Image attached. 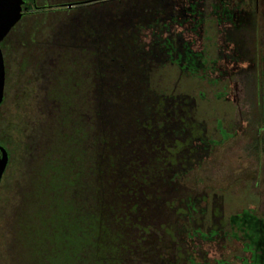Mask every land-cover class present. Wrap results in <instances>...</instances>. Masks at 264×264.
I'll list each match as a JSON object with an SVG mask.
<instances>
[{"label":"trees","instance_id":"16d2710c","mask_svg":"<svg viewBox=\"0 0 264 264\" xmlns=\"http://www.w3.org/2000/svg\"><path fill=\"white\" fill-rule=\"evenodd\" d=\"M32 2L23 17L59 12L54 30L69 38L30 36L18 45L11 104L1 46L0 144L9 161L0 264H213L206 245L241 238L242 264L246 252L250 263L259 254L264 262L258 216L212 217L185 182L213 138L182 84L206 65L204 55L173 23L169 0L47 11ZM168 70L177 74L173 86Z\"/></svg>","mask_w":264,"mask_h":264},{"label":"rangeland","instance_id":"374dc122","mask_svg":"<svg viewBox=\"0 0 264 264\" xmlns=\"http://www.w3.org/2000/svg\"><path fill=\"white\" fill-rule=\"evenodd\" d=\"M75 1L82 0H38V4ZM170 1L173 3L174 0ZM241 10L245 11L246 20L254 17L246 12V8ZM60 15L59 12H47L25 16L1 41L9 75L7 103L11 104L17 98L18 45L27 42L30 36L66 42L68 35L54 30L57 26L53 21ZM210 16L202 25L193 20L187 26H178L181 30H188L194 51L204 55L206 65L193 78L184 77L181 82L191 86L190 93L198 102L197 113L213 138V146L206 158L188 172L185 182L202 195L201 204L210 216L213 217L218 210L226 218L249 210L264 224V42L259 45L250 42L256 33L253 28H245L240 31L248 35L247 44L226 45L215 35L217 23L211 20L214 15ZM215 18H218L217 14ZM166 73L173 86L177 74L171 70ZM219 121L224 128L222 132L218 128ZM245 241L246 238L222 239L206 245L211 262L217 264V260H224L227 264H242L239 255ZM244 256L252 261L250 252ZM250 262L243 264H264L260 254Z\"/></svg>","mask_w":264,"mask_h":264},{"label":"flooded vegetation","instance_id":"af4514ba","mask_svg":"<svg viewBox=\"0 0 264 264\" xmlns=\"http://www.w3.org/2000/svg\"><path fill=\"white\" fill-rule=\"evenodd\" d=\"M99 1L103 0H82L81 2L75 1L66 4L45 3L40 5L38 4V0H33L32 7L35 11H47L56 8H72L79 5L87 6ZM44 2H46V0H44ZM258 2L259 0H174L173 3L170 1V4L167 6L171 9V19H174L173 23L177 26L181 25V22H183V25H181L182 27L185 25L187 26V24L193 20L195 24L202 25L208 21V18H211L210 15L213 14L214 16L211 20L217 23L215 35L221 39L224 44L245 45L247 41H249V38L246 33L244 34L240 30L250 28V26H252L251 24H255V29L260 27L256 15L259 9L257 7ZM23 5V7H25L26 4ZM242 5L248 7L249 13L254 15V17L248 20L237 19L239 13L237 14L236 10H238L239 6L240 10ZM167 6L165 8H167ZM25 13H27L26 10ZM215 14L218 15V18H215ZM254 27L252 28L254 29ZM252 41L255 42V38H252L250 42ZM224 56L226 57L227 54Z\"/></svg>","mask_w":264,"mask_h":264},{"label":"water","instance_id":"95a60500","mask_svg":"<svg viewBox=\"0 0 264 264\" xmlns=\"http://www.w3.org/2000/svg\"><path fill=\"white\" fill-rule=\"evenodd\" d=\"M25 0H0V43L23 18V4ZM5 58L0 45V105L5 92ZM9 161V155L4 146L0 144V184Z\"/></svg>","mask_w":264,"mask_h":264},{"label":"crops","instance_id":"0c3cea01","mask_svg":"<svg viewBox=\"0 0 264 264\" xmlns=\"http://www.w3.org/2000/svg\"><path fill=\"white\" fill-rule=\"evenodd\" d=\"M238 1V0H237ZM245 5V4H244ZM244 5H242V7L241 8H243L244 7ZM240 7V6H239ZM239 7H238V10H236V13L238 14L239 13V15H238V17H237V19L239 18L240 20H243V19H245L246 20V18H245V16H244V14H245V11H242L241 9L239 10ZM259 9H258V11L256 12V15H257V17H258V22H259V24H260V27L257 29H255V24H251L252 26H250V28H252V27H254V31H255V33H256V35L255 36H253L254 38H255V42H257V43H255V45H259V44H262V42H264V34H262L263 33V31H264V0H259V2H258V6H257ZM256 7V8H257ZM245 8H246V12H248L249 13V8L248 7H244V10H245ZM254 10H255V8H254ZM254 41V40H253Z\"/></svg>","mask_w":264,"mask_h":264}]
</instances>
